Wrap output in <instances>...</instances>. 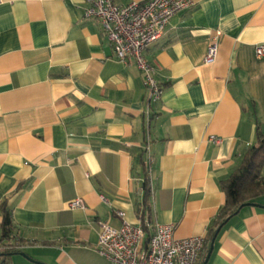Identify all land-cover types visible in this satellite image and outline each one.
<instances>
[{
  "label": "crops",
  "instance_id": "obj_1",
  "mask_svg": "<svg viewBox=\"0 0 264 264\" xmlns=\"http://www.w3.org/2000/svg\"><path fill=\"white\" fill-rule=\"evenodd\" d=\"M191 1L143 53L162 88L150 103L133 60L118 61L85 17L87 1L0 0V206L16 241L7 264H112L96 252L99 222L201 237L199 264H264V194L208 241L221 181L264 135V0ZM76 199L83 209L69 208ZM1 223L0 213V235Z\"/></svg>",
  "mask_w": 264,
  "mask_h": 264
},
{
  "label": "built area",
  "instance_id": "obj_2",
  "mask_svg": "<svg viewBox=\"0 0 264 264\" xmlns=\"http://www.w3.org/2000/svg\"><path fill=\"white\" fill-rule=\"evenodd\" d=\"M85 1L89 3L85 17L99 21L118 61L133 60L144 76L149 102L158 103L162 88L155 79L154 67L144 59L143 53L162 37L174 15L192 9V1L133 0L124 6H116L111 0ZM217 50V43L212 42L204 64L214 63ZM255 56H264V45L255 48ZM69 208L83 209L84 205L76 199ZM98 227L96 252L112 264H199L204 247L201 237L175 239L171 225L142 222L135 226L124 222L119 228H113L99 222Z\"/></svg>",
  "mask_w": 264,
  "mask_h": 264
},
{
  "label": "trees",
  "instance_id": "obj_3",
  "mask_svg": "<svg viewBox=\"0 0 264 264\" xmlns=\"http://www.w3.org/2000/svg\"><path fill=\"white\" fill-rule=\"evenodd\" d=\"M144 173L143 188L148 194V183L143 159H139ZM264 165V135L257 134L256 144L251 147L243 156L238 168L224 181H221L220 188L225 195V201L220 208L212 226L208 230V241L213 239L216 230L225 225L226 222L235 216V212L245 204L252 202L258 196L264 194V179L260 172ZM2 215L0 235V264H7L10 257L15 253L11 242L15 241L13 226L11 223L10 211L3 203L0 206Z\"/></svg>",
  "mask_w": 264,
  "mask_h": 264
},
{
  "label": "water",
  "instance_id": "obj_4",
  "mask_svg": "<svg viewBox=\"0 0 264 264\" xmlns=\"http://www.w3.org/2000/svg\"><path fill=\"white\" fill-rule=\"evenodd\" d=\"M245 205H248V204H245ZM240 209H241V208H239V209L235 212V214H237L238 211H239ZM212 242H213V241H212ZM211 251H212V245H211L210 248H209V252H208L207 257H209V254H210Z\"/></svg>",
  "mask_w": 264,
  "mask_h": 264
}]
</instances>
